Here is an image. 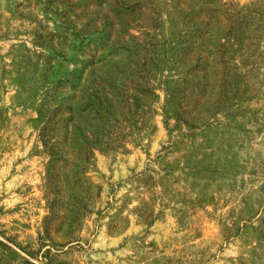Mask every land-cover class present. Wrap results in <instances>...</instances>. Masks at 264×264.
<instances>
[{
	"label": "rangeland",
	"instance_id": "rangeland-1",
	"mask_svg": "<svg viewBox=\"0 0 264 264\" xmlns=\"http://www.w3.org/2000/svg\"><path fill=\"white\" fill-rule=\"evenodd\" d=\"M0 264H264V0H0Z\"/></svg>",
	"mask_w": 264,
	"mask_h": 264
},
{
	"label": "trees",
	"instance_id": "trees-1",
	"mask_svg": "<svg viewBox=\"0 0 264 264\" xmlns=\"http://www.w3.org/2000/svg\"><path fill=\"white\" fill-rule=\"evenodd\" d=\"M130 100H131L130 98L129 99L127 98L124 101V106H123L124 110L123 111L128 110V106L130 104ZM60 111H61L60 107L56 108L55 111L52 113L51 118L47 121L46 126L44 128H42L41 131H40V138L45 143L46 147L48 145L53 144V141L57 138V137H55L53 135L55 130H56V126L53 125V123L56 121L55 119H57L58 116L60 115L59 114ZM119 148H120V146H114L112 143H106V146H105V150H107V149L108 150H116V149H119Z\"/></svg>",
	"mask_w": 264,
	"mask_h": 264
}]
</instances>
